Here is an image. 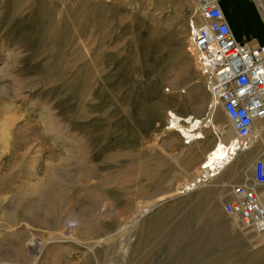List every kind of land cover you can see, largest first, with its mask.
<instances>
[{"label":"rangeland","instance_id":"1","mask_svg":"<svg viewBox=\"0 0 264 264\" xmlns=\"http://www.w3.org/2000/svg\"><path fill=\"white\" fill-rule=\"evenodd\" d=\"M195 8V0H0L1 257L11 258L26 239L76 224L85 228L83 239L117 232L138 204L183 182L182 170L194 174L197 154L179 165L174 156L184 141L167 127L170 112L206 118L213 102L189 50ZM228 11L234 23L239 18V38L258 44L259 10L232 1ZM176 96L194 105L181 106ZM213 114L221 135L228 117L219 105ZM35 162L42 177L50 168L54 175L43 190L25 193ZM234 165V179L207 182L154 208L134 233V260L264 264V238L253 240L225 203L215 220L193 210L198 192L227 182L226 202L230 185L250 181L246 158ZM217 205L210 202L211 213ZM99 208L103 216L95 217ZM11 226L23 232L21 241ZM210 233L211 247L191 256L190 247ZM52 246L56 256L44 255V264H88L73 247Z\"/></svg>","mask_w":264,"mask_h":264},{"label":"bare ground","instance_id":"2","mask_svg":"<svg viewBox=\"0 0 264 264\" xmlns=\"http://www.w3.org/2000/svg\"><path fill=\"white\" fill-rule=\"evenodd\" d=\"M236 2L243 3V5L248 4V2L242 0H236ZM259 8L264 14V0H260ZM236 19L239 21V18L236 17ZM238 21L234 24V26H232V30L233 32L239 34L237 28V24H239ZM255 41L263 42L264 35L261 39H256ZM172 85L174 88H177L176 82H173ZM174 101L181 106L184 104L185 107L194 105L193 102H184V98L181 96H176ZM215 107L216 104L213 99L210 106L211 110L207 114L208 116L206 118L193 114L177 115L172 112L171 115L173 116V119H171L169 124L171 123L173 127H170L169 129L173 131L176 130L175 132L183 139V141L187 139V142H184L183 149L179 155L174 156L175 160L180 165L182 159L186 155L197 154L198 159L194 166V174L182 170L181 176L184 177L183 182L178 184L173 191L162 193L159 197L151 201L138 204L135 214L128 220L124 221V223L122 222L123 226L118 229L117 232L107 233L103 236H98L92 239H83L80 238L78 234L79 232H83V229L85 228L84 226L81 227V224L77 225L75 223V227L59 231L55 235L49 236L45 239L40 237H31L30 239H26V243H22L20 246L14 247V254L11 258L5 259L0 256V264H44L45 262L42 260L44 255H47L48 257H50L49 255L56 256L55 251L57 249L53 250L52 245H69L73 247L78 253H82L88 264H138L132 256L134 246L133 236L139 229L140 224L144 221V219L150 217L149 214L154 210V208L168 199L175 198L176 196H179V194H185L187 191H193L207 182L220 183V180H225V177L230 180L234 179L236 172L234 162L241 157L246 158V164L252 174L253 164L256 161V158L261 155L260 154L258 156L259 151L261 150L260 153L264 151V122L258 123L256 130L252 134L251 142L245 149L240 151L228 149V144L234 139L231 122L228 118L229 121L226 132L221 135H216L214 131L216 132V130H218V125L214 120L213 112ZM164 144L167 147L170 142L165 140ZM207 147H209V149L204 152ZM32 172L34 173V178L27 184L25 193H36L43 190L49 184L48 182H50L54 175L53 169L50 168L46 175L42 177L39 167H37V162H35L32 166ZM239 184H247L248 186L253 185L251 181ZM204 186L208 185L206 184ZM226 186L227 182L221 186L215 185L214 189H206L198 192L199 200L194 204L193 210L200 220L205 221L207 213H209L208 216L210 214L212 215V220H215V217L221 214L220 208L221 205H224L225 203L224 190H226ZM213 199L218 203V210L213 212L214 214L211 213L212 208L210 207V202ZM104 209L99 208V213H96L95 217H100L101 215L103 216ZM232 219L236 223V217H232ZM149 220L150 218L147 221ZM72 225L74 224H71V226ZM11 229V235L13 234L15 237L14 241L16 240L19 242L22 238H24L23 232L19 229V227L13 228L11 226ZM248 234L249 233H247V238H250L252 235L248 236ZM179 235L180 233H178V236ZM213 235L214 237L216 236V234L210 233L207 240H203L201 243L193 244L190 247V255L196 258L203 248H210ZM253 237V240L259 241L264 238V234L255 233ZM213 260L202 264H214Z\"/></svg>","mask_w":264,"mask_h":264},{"label":"built area","instance_id":"3","mask_svg":"<svg viewBox=\"0 0 264 264\" xmlns=\"http://www.w3.org/2000/svg\"><path fill=\"white\" fill-rule=\"evenodd\" d=\"M224 0H195L189 23V50L194 54L205 87L231 122L234 139L228 149L240 151L264 122V44L253 46L238 39L222 7ZM259 8L260 0H253ZM170 112L168 129L173 127ZM184 138V136H183ZM187 142V139L184 140ZM252 186L233 184L224 205L241 228L264 234V151L253 164Z\"/></svg>","mask_w":264,"mask_h":264},{"label":"crops","instance_id":"4","mask_svg":"<svg viewBox=\"0 0 264 264\" xmlns=\"http://www.w3.org/2000/svg\"><path fill=\"white\" fill-rule=\"evenodd\" d=\"M236 2V0H224L223 2H222V7H223V9H224V11H225V14L227 15V18H228V20H229V23H230V25H231V27L232 26H234V20L235 19H233L232 18V20H230V18H229V11H228V9H229V4H230V2ZM243 1H246V2H248V4L249 5H252V9L255 11V13L257 14L258 12H257V10H258V8H256L255 6H254V4H255V2L253 1V0H243ZM254 4H253V3ZM235 33V35H236V37L238 38V39H240L239 38V36H238V33H236V32H234ZM255 41V40H254ZM256 42V41H255ZM256 43H258V44H254L253 46H259V45H262V44H264V41L263 42H256Z\"/></svg>","mask_w":264,"mask_h":264}]
</instances>
